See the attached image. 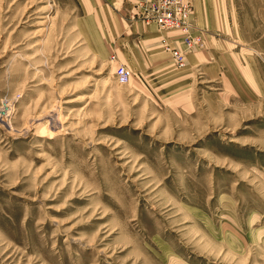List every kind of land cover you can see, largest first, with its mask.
I'll return each instance as SVG.
<instances>
[{"label": "rangeland", "instance_id": "1", "mask_svg": "<svg viewBox=\"0 0 264 264\" xmlns=\"http://www.w3.org/2000/svg\"><path fill=\"white\" fill-rule=\"evenodd\" d=\"M236 3L239 74L120 85L90 23L0 0V264H264V0Z\"/></svg>", "mask_w": 264, "mask_h": 264}, {"label": "crops", "instance_id": "2", "mask_svg": "<svg viewBox=\"0 0 264 264\" xmlns=\"http://www.w3.org/2000/svg\"><path fill=\"white\" fill-rule=\"evenodd\" d=\"M139 0H55V4L69 15H76L75 21L88 22L97 32L104 50L116 57L117 63L129 69L163 71L173 65L164 45L181 48L180 38L174 32H161L153 24L130 19L137 15ZM191 18L195 32L204 41V47L186 55L190 69H205L209 76L214 71L236 72L242 66L247 50L246 42L240 36L239 15L236 0H190ZM240 47V48H239ZM252 54V53H251ZM247 59V58H246ZM249 60L252 58H248ZM229 61V63H228ZM249 62L254 84L262 86V79L256 65ZM242 64V65H241ZM240 72V71H239ZM239 74V73H238Z\"/></svg>", "mask_w": 264, "mask_h": 264}, {"label": "built area", "instance_id": "3", "mask_svg": "<svg viewBox=\"0 0 264 264\" xmlns=\"http://www.w3.org/2000/svg\"><path fill=\"white\" fill-rule=\"evenodd\" d=\"M190 0H139L137 15L131 14L130 19L141 20L146 25H155L161 32H174L179 35L181 48L164 45L163 49L170 55L175 67L185 64L186 55L204 47V41L195 32ZM114 65V78L120 85H127L132 72L123 64L117 63L116 57L111 56Z\"/></svg>", "mask_w": 264, "mask_h": 264}, {"label": "bare ground", "instance_id": "4", "mask_svg": "<svg viewBox=\"0 0 264 264\" xmlns=\"http://www.w3.org/2000/svg\"><path fill=\"white\" fill-rule=\"evenodd\" d=\"M155 26V25H154ZM156 27V26H155ZM157 28V27H156ZM170 56V55H169Z\"/></svg>", "mask_w": 264, "mask_h": 264}]
</instances>
